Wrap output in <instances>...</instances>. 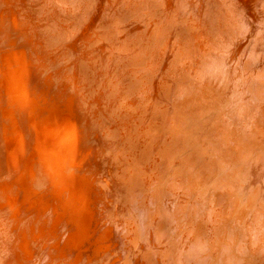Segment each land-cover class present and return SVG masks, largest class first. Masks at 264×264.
Here are the masks:
<instances>
[{"label":"bare ground","instance_id":"obj_1","mask_svg":"<svg viewBox=\"0 0 264 264\" xmlns=\"http://www.w3.org/2000/svg\"><path fill=\"white\" fill-rule=\"evenodd\" d=\"M70 1L0 0V264H158L170 256L175 264H264V248L255 253L264 245V0H154L143 16L148 28L119 38L128 0H73L82 9L74 20L67 17ZM104 29L112 38L98 36ZM50 33L68 43L66 52H55L69 65L61 73L47 66ZM95 39L113 49L98 48ZM99 68L105 81L91 86ZM146 72H153L148 81ZM215 85L224 90L215 112L227 114L206 130L215 116L199 105ZM86 88L93 94H82ZM124 95L132 104L127 118L147 116L130 119L132 132L126 130L135 136L140 128L137 138L125 139L100 114L110 119ZM86 96L93 98L82 112L86 121L66 132ZM102 126L107 130L98 132ZM114 129L119 135L108 137ZM137 141L156 151L147 150L148 173L128 165L138 154L123 152ZM182 144L184 153L175 148ZM219 187L226 192L216 193ZM176 191L183 192L179 202L154 211L153 221L138 217V208H152L149 197L160 195L167 205ZM140 196L144 204L135 201ZM202 214L205 231L196 225ZM226 215L235 218L228 221L235 236L223 228ZM187 216L192 221L176 253L180 240L169 244L170 227ZM208 252L211 259H201Z\"/></svg>","mask_w":264,"mask_h":264},{"label":"rangeland","instance_id":"obj_2","mask_svg":"<svg viewBox=\"0 0 264 264\" xmlns=\"http://www.w3.org/2000/svg\"><path fill=\"white\" fill-rule=\"evenodd\" d=\"M75 1V0H74ZM73 0L72 1H70V6H72L70 9L72 10V11H70L69 13H68V15H67V17H69V19H71V20H74V18H76L79 14H82L81 12V8H74L73 6H75L76 5V3L74 2ZM87 1H89V0H87ZM120 1H124V0H120ZM154 2V0H135L134 1V3H131L130 2V0H128L126 3H124L125 5L124 6H126V7H124V9H122L121 10V13H120V16H121V18H124V20H125V25L121 28H119V27H117L116 28V30L117 29H119L118 30V32H120L119 33V35H118V38H119V36H121L122 34H124L125 32H127V31H131V32H138V33H140V32H142V31H144V29H147L148 28V25L146 24L147 23V21H146V19H144L143 18V16H144V14H146V10L147 9H149L148 11H147V13H149L150 12V9L151 8H149V5H151L152 3ZM130 3V4H129ZM129 5V6H128ZM154 6H156L157 7V9H153L154 11H158V10H160L161 8H160V1H156L155 2V4H154ZM112 8H114V6L112 7ZM128 8V9H127ZM170 8V7H169ZM163 9H165V8H163ZM74 10V11H73ZM80 11V12H79ZM79 12V13H78ZM133 14V15H132ZM123 15V16H122ZM131 15V16H130ZM150 18L149 19H153L154 17L153 16H151V15H149V14H147ZM125 16V17H124ZM74 17V18H73ZM128 18V19H127ZM138 18V19H137ZM148 18V17H147ZM106 19H107V21H108V23H109V26H111L112 28H115L116 26H115V24L113 25L112 24V21H114V19H113V17L112 16H108L107 17V14H106ZM132 19V20H131ZM134 19V20H133ZM131 20V21H130ZM187 20H189V19H187ZM55 23H57V22H55ZM114 23V22H113ZM72 24V22H70L68 25H69V27H70V25ZM111 24V25H110ZM145 24V25H144ZM187 24V26H189V24L188 23H186ZM147 25V26H146ZM167 25H169V22L168 23H163L162 24V26L163 27H165V26H167ZM139 26V27H138ZM141 26V27H140ZM146 26V27H145ZM186 25H185V27H187ZM63 27V26H62ZM139 28V30H138V28ZM63 29H64V32H66V31H70L69 29H67V28H65V27H63ZM135 29V30H134ZM104 31V32H103ZM107 31V32H106ZM102 33V34H101ZM111 32H109L108 30H106V29H104V30H102V31H100V33H98V36H101V37H103L104 35H105V37H107V38H112V33L110 34ZM153 34H157V32L155 31V32H152ZM88 34H90V33H88ZM101 34V35H100ZM109 34V35H108ZM159 34V33H158ZM139 35V34H138ZM51 37V42H49L50 43V46L52 47V49H51V52H52V54H51V52H49V57L51 58L50 59V61H49V63L47 64V66L48 67H50V68H52V69H55L56 70V72L57 73H61L66 67H68L69 65H65L67 62H66V59H62V55L61 54H56L55 52H66L67 50H68V43L67 42H64V41H66V36H64L62 39L60 38V35L59 34H47V35H45V37ZM109 36V37H108ZM165 36V35H164ZM163 36V37H164ZM75 37H77V36H75ZM74 38V37H73ZM72 38V39H73ZM122 38V37H121ZM1 41H0V43L3 41V42H5L6 41V36H4L2 39H0ZM94 43L96 44V45H98L97 47L98 48H101L102 50H107V49H110V50H112L113 49V47L112 46H110V45H107V46H104L102 43H98V40L97 39H95L94 40ZM98 43V44H97ZM64 45V46H63ZM110 46V47H109ZM61 47H63V48H61ZM107 47V48H106ZM138 47H140V44L138 45ZM59 49V50H58ZM10 50H12V49H10ZM66 50V51H65ZM9 51V50H8ZM1 52L2 53H4V52H7V49H1ZM134 52H136L135 50L133 51V52H131L129 55H133L134 54ZM55 53V54H54ZM7 54V53H6ZM53 56V57H52ZM11 65H13V66H11V67H15V69H17V66H16V63H13V64H11ZM25 66L27 65V62L24 64ZM56 65V66H55ZM10 66V65H9ZM40 70H42V68L40 69ZM88 70H92L91 68H88ZM98 72V74H95V72L94 71H92V74H93V80H92V83H91V86H95V85H98V84H100V83H104V81H105V79H104V75H101V70H100V68H99V71H97ZM134 72H136V71H134ZM141 72V71H140ZM44 72H41L39 75H42ZM152 73L153 72H146V73H143V76H145V78H146V81H148L149 80V78L148 77H150L151 75H152ZM138 74V73H137ZM126 74H124L123 76H125ZM94 76H96L97 78H98V80H96V79H94ZM81 77V79H85V77H82V76H80ZM41 78V77H40ZM42 79V82H43V78H41ZM46 80H48V81H52V79L51 78H45ZM136 80V79H135ZM134 80V81H135ZM85 81V85L86 86H88V83H87V81H86V79L84 80ZM133 81V80H132ZM150 82H152L151 80H150ZM137 83H138V80H137ZM150 86V85H149ZM212 92L211 91H208V93H206L205 95H204V97L203 98H205V100L199 105V110L200 111H203V113H204V115H206V116H211V115H214L215 116V120H213V121H211V118H208L207 119V126H206V130H210L212 127L214 128L215 127V125H216V123H217V121H216V117H220L222 114H224V113H217V112H215V108H216V105H219V102H220V95H223L224 94V90L222 89V87H221V89H220V87L219 88H217L216 87V85L212 88ZM87 92H90L91 94H93V92L91 91V88H86V90L82 93V94H85V93H87ZM140 92L136 89V91H134L133 92V94H136V95H138ZM215 95V97H214V100H212V97ZM115 96H117L116 98H117V100L119 99V97H120V95L119 94H115ZM122 98H123V101H119L120 102V106L119 107H117V108H114L113 110H115V112L113 113V112H109V114H111V116H110V119H108L107 118V116L106 115H104V114H102V113H100L101 114V117L103 118V120L104 121H106L107 122V124H113V122H115V124H116V128L117 129H119V128H122V130H123V134H124V136H125V139H128V138H133V137H135V138H137V133L140 131V128L139 129H137L136 130V132H134V135L135 136H131L132 134H129L128 132H127V130L126 129H128L130 132H132V128H131V126H132V123H130V119L133 121V122H136L137 120H140L139 122H141L142 120H146L147 119V116H145V117H142L141 115L142 114H140V115H132L130 118H127V116L129 115V113H127V111H126V109L127 108H131L132 106V104L130 103L129 105L127 104V103H129L130 102V99H129V96L128 95H124V96H121ZM194 98H201V96H199V95H194ZM88 99H89V101H88ZM150 100H148V101H146L145 103H147V102H149ZM81 102H82V104L84 105V107L83 108H81V107H78V109H77V111L75 112H73L74 113V115L75 114H77V119L76 118H74V120H76V122L74 121V120H71V121H69V123H71L70 125H69V127H66L67 129H66V132L67 131H69V129L71 130L72 128L73 129H75L76 128V131H77V128H78V125H77V122L79 123V124H82V123H84L85 121H86V119H84V115L82 116V112H83V110H85V111H87V109H89V105H91V104H93V98H91V97H85V99L84 100H82L81 99ZM157 102H158V104L159 105H161L162 104V101L161 100H157ZM144 103V104H145ZM96 104V101L94 102V105ZM115 104V103H114ZM74 105V104H73ZM153 109H155V110H158V106H156L155 108H153ZM145 110H150V108H146ZM189 110V109H188ZM144 111H139L138 113H143ZM137 113V112H136ZM227 114V113H226ZM226 114H224L223 116H226ZM79 115V116H78ZM158 117V116H157ZM221 118H223V117H220V119ZM197 119H200V116H197ZM158 120V119H157ZM195 122H196V119H193V120H191V118H189L188 119V123H190L191 125H193V124H195ZM91 123H93V122H91ZM96 123L94 122V125H95ZM151 125H152V123H151ZM220 126H221V124H219ZM107 130V127H104V126H102V127H100V128H97V131L98 132H104V131H106ZM150 133L151 132H153L154 130L151 128V126L149 127V129H147ZM117 130L116 129H114L113 130V132L112 133H109V136L108 137H111L112 136V134L113 133H115L117 136L119 135V133H118V131L116 132ZM221 131H223V128H221L220 129V132ZM78 132H81V133H83V134H85V132L83 131V130H79ZM94 133H95V130H94ZM180 134H184V133H180ZM73 135H74V131L73 132H71L70 133V137L72 138L73 137ZM83 137V135H80V138H82ZM99 137V136H98ZM97 137V138H98ZM96 139V138H95ZM94 139V140H95ZM220 141H222V142H224V140L222 139V140H220ZM145 143V142H144ZM144 143L143 144H141V143H139L138 141L137 142H132V145H130V144H126V145H124V149H123V152L125 153H129V152H132V153H135V154H138L136 157H134V158H130V162H132V165H130V164H128L129 166H133L134 168H137L138 170H139V168L142 170V171H145V172H149V170H147L146 168H144L143 166H148L147 164H149V161H150V159L147 157V150H149L150 151V149L148 148V149H145L144 148ZM87 145H86V148H88V149H90L91 147H93V145H94V143H86ZM187 145L186 144H182V145H180V146H177V147H175V148H180V153H184L185 152V147H186ZM201 146V145H200ZM137 150L136 152H133L134 150ZM161 149V148H160ZM159 149V150H160ZM166 150H168V151H170V149H166ZM173 150H174V148H173ZM156 153V151L155 150H152V151H150V155H152V154H155ZM134 155V154H133ZM115 156H117V155H115ZM119 157H121L120 155H119ZM118 156H117V158H119ZM130 157H131V155H130ZM123 158V157H122ZM101 159H104V157L103 156H101ZM111 166H114L113 164L111 165ZM204 166V165H203ZM156 167V164H154V168ZM193 166H190L189 168H187L186 169V171L188 170V171H190V176L193 174V177L194 178H196L198 175H199V172L197 171V169H194V168H192ZM122 168H124V167H122ZM159 168H164V166H161V165H159ZM118 171H119V168H118ZM150 171H152L153 172V170H150ZM164 170H162L161 172H163ZM158 172H159V170H158ZM141 173H140V171L138 172V174L137 175H140ZM158 175H159V173H158ZM169 177V176H168ZM185 177V176H184ZM156 182H157V180H156V178L154 179ZM170 180V179H169ZM168 180V181H169ZM173 180H175V179H171L170 181H173ZM177 180V179H176ZM185 180L187 181V183H188V178L186 177L185 178ZM178 181V180H177ZM179 182V181H178ZM194 182V181H193ZM189 184V183H188ZM208 188H210L209 186H207ZM163 188V187H162ZM161 188V189H162ZM203 188H205V187H203ZM164 189V188H163ZM249 189V188H248ZM194 190H195V188L192 190V192L193 193H195L194 192ZM226 188L225 187H222V188H218V189H216V193H222L223 191L224 192H226ZM199 191V189H197L196 190V192H198ZM183 192L182 191H179V192H175L174 194H173V199H172V201L169 203V204H167V205H165V202L163 201V200H161V196L159 195L158 197H157V199H155L154 197H153V195L151 196V197H149V198H151V199H153V206H152V208H150V209H148L147 207H143L142 209H137V212H140V214H139V218L142 216L141 214H143V216H145L146 218H148V217H150V219H151V221H153V219L155 218V217H157V215H154L153 216V212L155 211L156 212V210H158L160 207H162V206H165L167 209H169L170 207V205L172 204V203H174L173 205H176V203H178L179 201H177V199H178V197L182 194ZM196 194V193H195ZM145 196H140V197H138L135 201H137L138 203H143L144 204V202H146V198H144ZM173 200H175V202L173 201ZM228 199H225L224 200V198H223V200H222V203L224 204V205H227V207H229V205H230V202L229 201H227ZM190 206H192V199H191V201H190ZM204 206H205V204H204ZM210 208V205H206V210L207 209H209ZM219 209H220V207H219ZM227 210H229V208H227ZM209 210H207V212H208ZM135 212V211H134ZM204 212V211H203ZM206 212V211H205ZM206 212V213H207ZM208 214H209V212H208ZM122 215V214H121ZM204 215L205 214H202V215H200V217L199 218H197V221H198V223L196 224L199 228H204V231H205V228H206V223H207V220L208 219H205V218H203L204 217ZM123 216V215H122ZM122 216H120V217H122ZM194 217H195V215H194ZM130 218H133V216L132 215H130ZM233 219H235L234 218V216H231V217H229V216H224V220H225V222H224V224H223V228L225 227V226H227L228 227V229H230L231 231H229L228 230V232L232 235V236H235V231L233 232V226H231L230 224H229V220H233ZM226 220H227V223H226ZM192 221V217H189V216H187L185 219H182V220H180V221H178L177 222V224L175 225V224H172V226L170 227V230L173 232V235L171 236V239H170V241H169V244H172V243H174L176 240H180L179 241V243H178V245L176 246V248H174V247H172V250H175V252L177 253V250H178V248H179V246L181 245V238H182V235H184L185 233H186V230L189 228V225H188V223H190ZM145 224H147V223H145ZM203 233V232H202ZM241 235H243V236H245L246 237V235L243 233V234H241ZM200 235H197V238L199 237ZM242 241V243L244 242L245 244H248V241H243V240H241ZM200 242H201V245L202 246H207V248H209L208 246H209V241L207 240V239H205L204 237L203 238H200ZM229 243L231 244V243H233V245H235V243H236V241L234 240V239H231L230 241H229ZM241 243V244H242ZM225 245L226 244H228V243H224ZM167 247V246H166ZM247 248H248V246H247ZM259 248H264V245H262V246H260V247H258V248H256L255 249V253L257 254V253H259L260 252V250H259ZM167 249L169 250V247H167ZM143 254V253H142ZM169 254V253H168ZM164 256V255H163ZM173 257L174 256H170L169 258H168V260H166V259H164V258H158L156 261H157V263L158 264H168V263H171V264H175L176 263V261H174L173 260ZM210 257V259H211V256H210V253L208 252V253H206V254H204V255H202V257H201V259H203V260H206L207 258H209ZM107 258H109V256L108 255H105L104 256V261H106L107 260ZM88 261V260H87ZM87 261H85V262H83V264H87ZM242 264H244L243 262H242Z\"/></svg>","mask_w":264,"mask_h":264}]
</instances>
